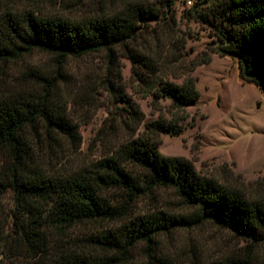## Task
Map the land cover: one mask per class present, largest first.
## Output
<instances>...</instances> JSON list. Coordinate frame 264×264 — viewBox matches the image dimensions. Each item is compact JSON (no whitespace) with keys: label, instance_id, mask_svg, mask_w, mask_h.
Returning a JSON list of instances; mask_svg holds the SVG:
<instances>
[{"label":"rangeland","instance_id":"rangeland-1","mask_svg":"<svg viewBox=\"0 0 264 264\" xmlns=\"http://www.w3.org/2000/svg\"><path fill=\"white\" fill-rule=\"evenodd\" d=\"M133 6H143L152 15L138 23L134 40L113 53L105 50L60 64L56 56L36 51L16 62L0 63V97L22 94L47 99L51 109L65 112L77 128L80 139L75 141L62 134L49 138L44 129L42 136H35L33 148L45 172L69 176L91 170L101 160L117 157L128 142L145 138L159 141L162 155L191 161L201 176L249 198H264V93L255 83L241 79L236 57L214 51L221 45L219 1L0 0V18L32 14L78 24L120 16ZM205 53L211 62L195 65ZM136 54L143 59L135 58ZM188 79L195 81L200 99L178 110L162 95L161 86L182 85ZM131 104L141 116H134ZM157 122L176 126L177 135L156 130ZM123 165L140 185H148L147 172L130 162ZM127 194L118 188L104 192L109 202L122 208V216L64 232L51 229L50 240L71 246L76 238L120 231L151 215L194 212L173 189L154 187L137 199ZM15 214L14 195H0V263L50 264L46 257L22 253L23 229ZM158 239L154 259L141 242L129 264H230L242 258L247 247L210 223L177 227Z\"/></svg>","mask_w":264,"mask_h":264},{"label":"trees","instance_id":"trees-1","mask_svg":"<svg viewBox=\"0 0 264 264\" xmlns=\"http://www.w3.org/2000/svg\"><path fill=\"white\" fill-rule=\"evenodd\" d=\"M216 1L221 3L222 24L217 26L221 45L215 53L236 57L241 79L255 83L264 93V0ZM151 15L145 7L133 6L120 16L74 24L61 18L5 14L0 18V63L16 62L36 51L56 56L60 64L105 50L113 53L134 40L138 23ZM205 55L195 65L209 64L211 57ZM135 58L143 59L138 54ZM161 93L178 110L196 105L200 99L193 79L182 85L164 83ZM130 106L134 116H141ZM153 125L158 131L177 135L171 123ZM42 129L49 138L62 134L80 139L65 112L51 109L47 99L22 94L0 97V195H14L15 218L23 229L22 253L46 257L50 264H129L139 243H146L148 256L154 259L161 234L210 223L247 244L245 255L230 264H264V198H249L201 176L191 161L164 156L158 150L159 141L145 138L128 142L117 157L101 160L91 170L52 176L45 172L33 148ZM126 162L147 172L148 185H140L124 167ZM154 187L175 190L194 212L189 216L151 215L120 231L76 238L71 246L52 242L48 236L51 229L64 232L79 224L122 216V208L104 197L106 190L122 189L137 199Z\"/></svg>","mask_w":264,"mask_h":264}]
</instances>
